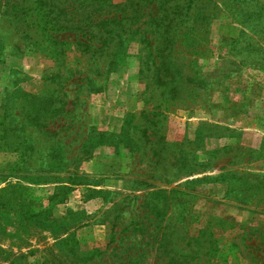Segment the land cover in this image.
<instances>
[{"label":"rangeland","instance_id":"obj_1","mask_svg":"<svg viewBox=\"0 0 264 264\" xmlns=\"http://www.w3.org/2000/svg\"><path fill=\"white\" fill-rule=\"evenodd\" d=\"M68 2L0 0V264H264V0Z\"/></svg>","mask_w":264,"mask_h":264},{"label":"trees","instance_id":"obj_2","mask_svg":"<svg viewBox=\"0 0 264 264\" xmlns=\"http://www.w3.org/2000/svg\"><path fill=\"white\" fill-rule=\"evenodd\" d=\"M20 4H21V17L19 18L18 21L22 20L23 23H25V29H23V31L25 32L26 35H28V30L31 29V27L37 25L38 23L40 24V22H44V25L42 26H38L39 28H43V31H48V32H52L54 30V26L55 24L52 23V14H53V7H56L57 5H59V3H55V0H19ZM63 8L61 9V13L64 12V15H67L68 13L66 12V9L70 6V3L68 2V0H64V3L62 4ZM162 5V4H161ZM61 6V5H60ZM160 8V7H159ZM162 8V6H161ZM101 11V9H94L93 11ZM116 10V9H115ZM106 11L104 13V16H106L104 23L105 24H109L111 22H114L118 17L116 15V11ZM166 10L163 11V13H165ZM115 12V13H114ZM128 12H125V14H127ZM132 17V14H130ZM130 15H128L126 18L124 16H121V19L126 20L128 18H130ZM50 17V18H49ZM178 17V16H177ZM74 18V17H73ZM82 22L81 20L78 21V23ZM160 22H163L162 18H160ZM146 22H144V24H146ZM97 24H102L100 22H98ZM169 24H171V20L168 21V23H166V26H168ZM41 25V24H40ZM119 26L120 27H124L125 23L123 22H119ZM162 26V25H161ZM60 27H65V26H60ZM111 30H114L113 27H111ZM107 30H105L106 33ZM146 31V29L143 30V32ZM156 31L157 33H159L160 35H163V43L165 44H169V49L173 47V38L179 34V32L181 31L179 25H175L174 26V30H170L169 32H167V30L164 31H160L159 30H152V32ZM133 33L134 31H132L131 29H123L121 31H118L116 36L115 33L113 36H111V38H109L107 40V46H109L110 42L114 40L115 37L120 36L123 33ZM42 33V32H40ZM141 43L146 41L147 39L145 38H141ZM88 41V39H87ZM167 41L169 43H167ZM121 42V40L119 39L118 42H116L114 45L117 46L119 43ZM165 44V45H166ZM86 47H92L93 45L89 44H84ZM154 48H156L154 46ZM96 49H100V48H96ZM111 61V60H110ZM154 59H152V63H154ZM165 81V80H163Z\"/></svg>","mask_w":264,"mask_h":264}]
</instances>
